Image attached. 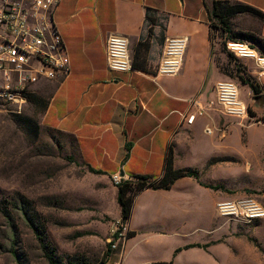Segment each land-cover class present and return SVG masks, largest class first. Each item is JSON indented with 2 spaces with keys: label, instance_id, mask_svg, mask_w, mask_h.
I'll list each match as a JSON object with an SVG mask.
<instances>
[{
  "label": "crops",
  "instance_id": "0c3cea01",
  "mask_svg": "<svg viewBox=\"0 0 264 264\" xmlns=\"http://www.w3.org/2000/svg\"><path fill=\"white\" fill-rule=\"evenodd\" d=\"M228 1L252 6L263 14L256 29L249 31L264 38V0ZM148 11L157 18L156 25L149 24ZM54 20L71 72L56 86L42 124L69 137L80 162L101 172L93 173L101 181L109 183L115 176L123 181L139 176L157 181L172 149L176 169H201L212 157L239 155L254 178L252 184H264V121L237 123L221 118L211 105L215 85L232 79L221 70L220 61L230 52L221 53L219 37L213 38L205 0H61ZM150 27L154 38L148 59L154 71L166 38H188L181 73L167 77L138 70L110 71L107 39L114 35L128 38L133 56ZM242 60L264 96L262 69L254 59ZM239 87L263 115L264 104L255 101L249 86L241 83ZM198 105L206 113L187 124L186 115ZM110 186L118 204V188ZM205 191L218 190L196 178H183L169 190L141 191L127 223L131 236L118 250L106 253L103 263L185 264L183 260L190 256L212 264L211 258L204 257L205 248L212 244L201 246L185 238L189 234L186 204L191 197L195 204H215L210 194L208 200L204 198ZM191 245L195 247L187 248Z\"/></svg>",
  "mask_w": 264,
  "mask_h": 264
},
{
  "label": "rangeland",
  "instance_id": "374dc122",
  "mask_svg": "<svg viewBox=\"0 0 264 264\" xmlns=\"http://www.w3.org/2000/svg\"><path fill=\"white\" fill-rule=\"evenodd\" d=\"M258 22L249 15L238 16L231 20L233 33L251 32ZM212 32L215 40L216 31ZM218 37L221 53L229 52L223 36ZM245 62L227 56L221 59L220 67L231 77L229 82L238 87L249 119L220 116L249 125L264 121V113H257V106L239 87L241 79L248 76ZM57 85L37 88L19 113L13 111L15 107L0 105V207L10 209V204L2 202L11 200L17 192L33 203L45 226L54 264H70L72 258L104 264L118 222L122 221L110 186L115 183L111 178L109 183L101 181L91 173L78 159L73 141L42 124V115ZM247 169L239 155L229 154L210 158L201 169H188L197 173V180L205 187L222 188L204 192V198L208 200L210 194L215 204H195L194 197L186 204L189 234L185 238L201 246L212 244L204 250V257L211 258L212 264H264V217L248 221L220 209L223 203H247L264 212V184L254 186ZM12 214L15 238L11 237V224L0 213V264H50L30 227L16 213ZM183 263L209 264L190 256Z\"/></svg>",
  "mask_w": 264,
  "mask_h": 264
},
{
  "label": "built area",
  "instance_id": "2783aa9c",
  "mask_svg": "<svg viewBox=\"0 0 264 264\" xmlns=\"http://www.w3.org/2000/svg\"><path fill=\"white\" fill-rule=\"evenodd\" d=\"M61 0H0V105L15 107L21 112L37 88L60 83L71 72L70 58L54 16ZM219 35L218 32L215 33ZM225 47L238 59H254L264 73V57L247 43L226 40ZM188 45L187 37L166 38L156 75L176 77L180 74ZM110 71L125 73L133 70V57L128 38L110 36L106 42ZM221 114L236 119H249L246 104L240 99L238 87L229 82L215 85V100L211 102ZM206 109L187 114L185 121L192 125ZM207 133H211L208 129ZM115 185L123 182L113 178ZM220 209L229 215H241L246 220L260 219L264 212L255 204L223 203ZM110 251L118 250L128 237L127 223L119 221ZM168 264V263H163Z\"/></svg>",
  "mask_w": 264,
  "mask_h": 264
},
{
  "label": "trees",
  "instance_id": "16d2710c",
  "mask_svg": "<svg viewBox=\"0 0 264 264\" xmlns=\"http://www.w3.org/2000/svg\"><path fill=\"white\" fill-rule=\"evenodd\" d=\"M206 10L209 18L210 28L216 32H219L226 40H232L237 42H249L248 44L252 49L258 52V54L264 57V38L256 32H242L233 33L231 20L242 15L252 16L258 21L263 20V14L253 8L252 6L232 1H220L212 0L211 4L205 0ZM147 19L150 25H156L157 18L153 16L152 12L148 11ZM154 38L153 27L148 29L147 35L142 38L133 50V70L142 71L145 73L156 74L152 65L149 62V53L152 46V39ZM246 41V42H245ZM165 42V41H164ZM228 56L233 57L232 53H228ZM244 85H248L251 89L253 97H259L263 95V90L259 83L254 77L248 74V76L241 79ZM251 117V115H250ZM259 120H257L258 122ZM216 161V160H214ZM88 170L94 174H101V172L88 167ZM183 178H196L198 175L193 170L188 169H176L174 167V154L173 150L170 149L167 158L164 173L162 177L157 181H152L149 177H135L137 183L131 182V180L123 181L119 185L117 201L120 206L121 219L124 223H128L132 207L135 200V194L140 193L146 188H152L153 190H169L172 188L174 183ZM212 189L220 190L221 187H212ZM1 204V203H0ZM2 204H10V209L0 207V213L3 218L11 224V237L15 238L16 228L14 217L12 212L20 216L26 225L33 231L36 239L38 240L41 249L47 261L50 264H54L52 254L49 252V245L46 243V230L45 226L39 221V216L33 208V203L21 193L17 192L11 200H3ZM131 236L128 233V238ZM195 246H188L187 248H193ZM207 246H204V248ZM181 250H177L180 252ZM15 253V252H14ZM70 264H88L85 259L72 258Z\"/></svg>",
  "mask_w": 264,
  "mask_h": 264
},
{
  "label": "water",
  "instance_id": "95a60500",
  "mask_svg": "<svg viewBox=\"0 0 264 264\" xmlns=\"http://www.w3.org/2000/svg\"><path fill=\"white\" fill-rule=\"evenodd\" d=\"M254 99L257 102H260L261 105L264 104V96L255 97Z\"/></svg>",
  "mask_w": 264,
  "mask_h": 264
}]
</instances>
